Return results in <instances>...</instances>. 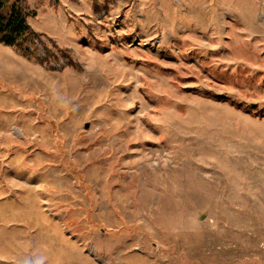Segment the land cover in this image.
<instances>
[{
    "label": "rangeland",
    "instance_id": "rangeland-1",
    "mask_svg": "<svg viewBox=\"0 0 264 264\" xmlns=\"http://www.w3.org/2000/svg\"><path fill=\"white\" fill-rule=\"evenodd\" d=\"M12 1L0 264H264V0Z\"/></svg>",
    "mask_w": 264,
    "mask_h": 264
},
{
    "label": "trees",
    "instance_id": "trees-1",
    "mask_svg": "<svg viewBox=\"0 0 264 264\" xmlns=\"http://www.w3.org/2000/svg\"><path fill=\"white\" fill-rule=\"evenodd\" d=\"M28 35H32V31L23 4L0 0V41L6 44H20L22 38H27Z\"/></svg>",
    "mask_w": 264,
    "mask_h": 264
},
{
    "label": "water",
    "instance_id": "water-1",
    "mask_svg": "<svg viewBox=\"0 0 264 264\" xmlns=\"http://www.w3.org/2000/svg\"><path fill=\"white\" fill-rule=\"evenodd\" d=\"M33 264H35V263H33Z\"/></svg>",
    "mask_w": 264,
    "mask_h": 264
}]
</instances>
